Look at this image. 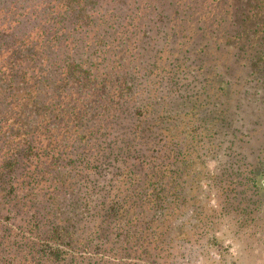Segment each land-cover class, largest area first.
<instances>
[{"label": "trees", "instance_id": "trees-1", "mask_svg": "<svg viewBox=\"0 0 264 264\" xmlns=\"http://www.w3.org/2000/svg\"><path fill=\"white\" fill-rule=\"evenodd\" d=\"M161 2L172 19L174 0ZM148 3L161 4L0 0V264H172L207 204L188 194L194 161L224 150L245 178L264 159L263 145L250 162L241 153L247 133L218 99L231 82L241 98L264 92V0H248L221 71L216 42L191 58H173L185 45L171 43L162 58L178 30L147 35Z\"/></svg>", "mask_w": 264, "mask_h": 264}, {"label": "rangeland", "instance_id": "rangeland-1", "mask_svg": "<svg viewBox=\"0 0 264 264\" xmlns=\"http://www.w3.org/2000/svg\"><path fill=\"white\" fill-rule=\"evenodd\" d=\"M154 1L161 3L158 5L161 11L155 9L153 3H148V7L145 6L146 10L143 12L149 15L141 20L144 23L143 31L147 35H159L162 30L168 29L170 33L171 25H175V30H178L163 44L165 48L161 53L162 58L171 43L175 48L178 47L177 43L185 45L183 49L173 54V58H179L183 53L191 58L197 53L196 49L205 42H216L218 47H213V59L219 66L218 70L221 71L229 63L236 49L233 34L239 28L237 25L239 17L242 11L246 12L248 0H174L173 8L176 14L172 19L164 15L165 10L162 8L164 5L161 0ZM115 9L117 13L126 9L124 14H128L127 16L131 18H127L128 21L134 24V13L129 5L124 4L122 9ZM158 11L161 13L158 14ZM161 16L168 19L165 24L162 23ZM152 17H156V20ZM118 23L124 22L119 19ZM98 29L102 31L99 25ZM133 30L136 31L135 28ZM227 50L230 51L225 55ZM140 54L133 58V63H137ZM263 93L261 90L258 94L246 93L247 95L241 98V91L231 82L227 92L218 97L219 100H225L232 106L224 112L225 114L223 113L226 120H228L227 114H232L234 127L232 126L231 129L247 133L249 140L247 144L250 148L245 150L241 148L240 151L248 154L249 162L253 160V155L250 154L253 147L255 150L262 145L264 147ZM227 139L231 137H226V142ZM196 149L197 147L193 152ZM260 151L264 152V150ZM222 152L225 151L222 150L215 156L217 163L206 160L201 155L200 159L193 163L196 180L188 194L197 200H204L207 204H202L200 214L194 215L193 220L191 219L192 226L198 225L197 232L190 234L188 239L177 238L178 245L171 251L175 254L169 257L172 264H264V159L259 156L250 163L246 174L243 173L245 178H240L239 175L229 173L227 156ZM262 152L260 155H263ZM253 167L261 171L262 176L259 177L260 183L257 184L259 185L257 188L252 183ZM248 170L251 171L247 172ZM184 220L183 216H177L178 231ZM204 223H208L211 228L202 235L199 225ZM159 261V264H162L164 260Z\"/></svg>", "mask_w": 264, "mask_h": 264}]
</instances>
